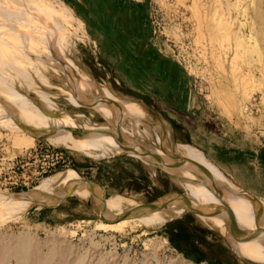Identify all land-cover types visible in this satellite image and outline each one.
Returning <instances> with one entry per match:
<instances>
[{
    "label": "rangeland",
    "instance_id": "374dc122",
    "mask_svg": "<svg viewBox=\"0 0 264 264\" xmlns=\"http://www.w3.org/2000/svg\"><path fill=\"white\" fill-rule=\"evenodd\" d=\"M0 91V264H264V0H0Z\"/></svg>",
    "mask_w": 264,
    "mask_h": 264
},
{
    "label": "crops",
    "instance_id": "0c3cea01",
    "mask_svg": "<svg viewBox=\"0 0 264 264\" xmlns=\"http://www.w3.org/2000/svg\"><path fill=\"white\" fill-rule=\"evenodd\" d=\"M88 132V131H87ZM126 146H127V148L129 149V150H133V149H130L129 147H128V145L126 144ZM127 148H125V149H123V151H128L127 150ZM137 149V148H136ZM134 152H135V154H142V150H140V149H137V150H133ZM154 152V151H153ZM107 154H113V153H107ZM117 155H120V154H115V155H113V157L114 156H117ZM176 155H179V154H176ZM136 156V155H135ZM172 156H174V155H171V157ZM184 158H186V157H184ZM179 159H180V162H176L177 163V165H175L174 164V160L172 159V164H170L171 166H172V168L174 169V170H177V171H181V161H183L182 160V158H180L179 157ZM188 159V158H187ZM189 160V159H188ZM169 162H171L170 160H168ZM174 161V162H173ZM64 171H67V170H64ZM74 171V170H73ZM73 171H72V168H70V170H68V172L71 174V175H73L74 177H77V174L74 172L73 173ZM194 172V171H193ZM81 180H83L82 178H80ZM89 184H91V183H87L86 181H84L83 183H80V185H81V187H83V188H81L85 193H86V190H85V188L84 187H88V185ZM201 186H202V184H201ZM96 187V186H95ZM97 188V187H96ZM98 189V188H97ZM93 191H94V188L93 187H90V193H91V195H92V193H93ZM159 200V199H158ZM183 200L185 201V202H183V203H181V202H175V203H173L172 204V207L170 208L171 209V211L170 212H166V213H160L161 215L163 214V215H168L169 214V216L168 217H166V218H164L163 219V222L162 223H164V222H166V223H168V220L171 218V217H173L174 215H177V214H179V213H181L182 211H184V210H189L190 208V206L189 205H187V204H185V203H192V206L191 207H194V208H196V209H199L200 208V206L202 205V204H204V205H209V201L206 199L205 200V198L203 197V196H195V195H190V194H186V196H184L183 197ZM162 201V199L161 200H159V202H161ZM116 204H118L119 206H122L123 207V209L124 208H129V209H133L132 208V206H136L137 204H136V202L133 200V199H131V198H127V197H123V196H121V195H118V194H116V195H112V196H110L109 198H107V199H105V200H103L101 203H99L98 205H97V207H99V208H106V210H107V213H109L111 210H109V208H110V206H111V208H113V212H115L116 210H114V206L116 205ZM113 206V207H112ZM153 211V210H152ZM209 212H211V211H209ZM120 212H115L114 214H119ZM157 214L158 213H154V216H157ZM152 214H149V215H141L140 217H143V218H148L149 219V217L151 216ZM162 215V216H163ZM198 215V217H200V215L199 214H197ZM165 219H167V220H165ZM210 219L212 220V222H213V224L221 231V234H225V236L227 237V240H228V242H229V244H230V246L232 247V245L231 244H233L232 242H231V239H230V235L228 234V231H227V229H226V226H224L223 225V223H221V222H218V221H216L215 219H214V217L212 216V213H210ZM202 221L201 222H203V223H205L206 222V219H201ZM199 223H201L200 221H198ZM203 223H201L202 225H204V226H206L207 228H209V229H211V227H208L207 225H205V224H203ZM234 245V244H233ZM235 246V245H234ZM255 246H260V244L259 243H255ZM233 248V247H232ZM235 248L236 249H234L233 248V250H235L236 252H238V253H241L242 255H245V256H249V255H252V254H256V255H259L258 253H256V252H253V250H248V249H241V248H237L236 246H235ZM238 258L242 261V262H244V263H246V264H252V262H250V261H248V260H246V259H244V258H242V257H240V256H238Z\"/></svg>",
    "mask_w": 264,
    "mask_h": 264
},
{
    "label": "bare ground",
    "instance_id": "6f19581e",
    "mask_svg": "<svg viewBox=\"0 0 264 264\" xmlns=\"http://www.w3.org/2000/svg\"><path fill=\"white\" fill-rule=\"evenodd\" d=\"M5 57V56H4ZM14 60H15V58H14ZM10 62V61H9ZM8 63V62H7ZM10 67V66H9ZM8 84V83H7ZM28 88V87H27ZM26 88V89H27ZM16 89V88H15ZM29 89H31V88H29ZM19 90V89H18ZM35 90V89H34ZM82 90V89H81ZM80 90V91H81ZM25 91V90H24ZM1 92V91H0ZM30 92V91H29ZM28 93V92H27ZM33 93V92H32ZM29 94H31V93H29ZM36 95H37V93H35ZM4 95V94H3ZM39 95V94H38ZM37 95V96H38ZM34 96V95H33ZM33 96H32V98H33ZM40 99H42V98H40V96L38 97V100H40ZM37 100V101H38ZM41 102V101H40ZM41 106V105H40ZM40 110V109H39ZM40 126H42L43 128H44V125H42L41 123H40ZM71 134V133H70ZM133 150H137V149H134V148H132ZM150 149H153V148H150ZM167 149H169L170 151H172V150H178V149H176V148H174V149H172L170 146L169 147H167ZM149 151V150H148ZM173 153H177L178 154V152L180 153L181 151L180 150H178V151H172ZM184 152V151H183ZM160 161H164V159H162V158H158ZM196 159V158H195ZM182 160L183 161H186V162H188L189 164H191L192 165V167L196 170V171H198L199 173H201L200 174V176H202L203 178H205L204 177V175H207V176H214L212 173H211V171L208 169V167H206V165H205V163H204V161H203V167L200 169V161L198 162V163H196L195 165L193 164V163H191V161H189L187 158H184V157H182ZM195 172V171H194ZM204 174V175H203ZM47 176H45V177H42V178H40L39 179V183L36 185V186H38V185H40L44 180H45V178H46ZM215 185H217L218 187H222L223 189H225L226 191H227V194L230 196V197H232V199H234V200H238L239 198H243V200L245 201V202H247L248 200H246L245 198H248V199H250L249 197L250 196H241V195H238V194H236V193H234L230 188H229V186H228V184H227V182H226V180L224 179V178H222V177H220V176H217V175H215ZM206 180H208L207 178H205ZM217 181V182H216ZM36 186H33L32 188H35ZM42 190V189H41ZM210 190H212L213 191V189L212 188H210ZM6 191V190H5ZM195 191V190H194ZM40 192V191H39ZM214 192V191H213ZM29 197V198H28ZM32 198V195L31 196H27V192L25 193V192H20V193H17V194H14V195H11V194H5V195H0V200H4L9 206L10 205H12V206H14V205H17V204H20V203H26V202H29L30 201V199ZM212 197V196H211ZM245 197V198H244ZM206 200V199H205ZM252 200V199H251ZM258 202V201H257ZM3 203V202H2ZM260 203V202H259ZM6 204V205H7ZM125 220H127L126 218H120V219H118L117 221H119V222H121V221H125ZM118 227V226H117ZM232 245V247L234 248V249H236L235 248V246L233 245V244H231ZM253 252H256V253H258V254H262V255H264V250H253Z\"/></svg>",
    "mask_w": 264,
    "mask_h": 264
},
{
    "label": "built area",
    "instance_id": "2783aa9c",
    "mask_svg": "<svg viewBox=\"0 0 264 264\" xmlns=\"http://www.w3.org/2000/svg\"><path fill=\"white\" fill-rule=\"evenodd\" d=\"M258 110L257 108H255ZM36 155V153H35ZM40 155L42 156V159L44 160L39 165H36L32 168L31 172L26 174L23 170L20 173L19 176L16 177V179L12 182L13 184H22V185H29L33 184L35 181H37L38 178H40L43 174L49 172L52 170L55 165L60 160V152H56L55 150L44 148L42 151H40ZM29 154L26 155V159H29ZM21 179V181H20Z\"/></svg>",
    "mask_w": 264,
    "mask_h": 264
},
{
    "label": "water",
    "instance_id": "95a60500",
    "mask_svg": "<svg viewBox=\"0 0 264 264\" xmlns=\"http://www.w3.org/2000/svg\"><path fill=\"white\" fill-rule=\"evenodd\" d=\"M115 155V154H114ZM84 158H87V157H85V156H83ZM175 165H177V163H174ZM211 188L213 189V191L217 194V196L218 197H220L221 195H222V191L219 189V188H217L216 186H211ZM252 201L255 203V202H257V199L255 198V197H253L252 198ZM145 207V209H149V208H151L152 207V205H146V206H144ZM191 212H194V211H192V209L190 210ZM231 224L232 225H229V224H227V227L229 228V230H231L232 228H233V230L232 231H234V232H238V231H240L239 229H237V228H234V225H233V222H231ZM244 231V230H243ZM242 231V232H243ZM250 235H254L252 232H250Z\"/></svg>",
    "mask_w": 264,
    "mask_h": 264
}]
</instances>
